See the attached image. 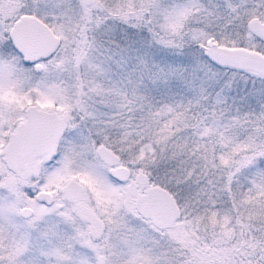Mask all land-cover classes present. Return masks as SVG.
<instances>
[{"label":"snow or ice","instance_id":"obj_1","mask_svg":"<svg viewBox=\"0 0 264 264\" xmlns=\"http://www.w3.org/2000/svg\"><path fill=\"white\" fill-rule=\"evenodd\" d=\"M0 264H264V0H0Z\"/></svg>","mask_w":264,"mask_h":264},{"label":"rangeland","instance_id":"obj_2","mask_svg":"<svg viewBox=\"0 0 264 264\" xmlns=\"http://www.w3.org/2000/svg\"><path fill=\"white\" fill-rule=\"evenodd\" d=\"M172 56H173L172 53H158L154 58L157 60V62L161 64L174 63L175 61H172L169 59ZM149 87H150V94L152 95V97L157 103L170 102L171 99L179 98V96L181 95L188 96V97H190L191 95V90H189L186 86H183L176 81H172L170 83L161 82L159 85H149ZM260 87L261 85L259 84V82H257L256 84H253L251 79H249L246 82L240 81L238 86L234 88L229 94L230 103L232 102L231 98L234 97L236 100V106L242 107L246 110L248 104H250L252 100L256 99V97L252 96L251 100L241 99V98L242 97L246 98L250 93H252L254 89H259ZM162 88L167 89L169 91V93L168 91L164 93L165 97L167 96V94L171 95V92L173 93V97L170 96L169 100L168 99L165 100V98H162V96H158L157 92L155 91L156 89L161 90Z\"/></svg>","mask_w":264,"mask_h":264},{"label":"trees","instance_id":"obj_3","mask_svg":"<svg viewBox=\"0 0 264 264\" xmlns=\"http://www.w3.org/2000/svg\"><path fill=\"white\" fill-rule=\"evenodd\" d=\"M168 90L167 89H164V88H162L161 90L160 89H156V91L155 92H157V95L158 96H162V98H165V100L166 99H168L169 100V97L171 96V97H173V93L171 92V95L170 94H167V98L165 97V95H164V93L165 92H167ZM168 93H169V91H168Z\"/></svg>","mask_w":264,"mask_h":264}]
</instances>
